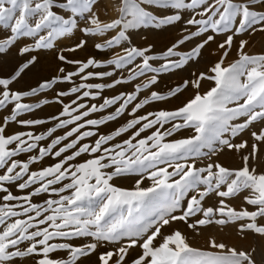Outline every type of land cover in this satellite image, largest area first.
I'll return each instance as SVG.
<instances>
[{"label":"snow or ice","instance_id":"obj_1","mask_svg":"<svg viewBox=\"0 0 264 264\" xmlns=\"http://www.w3.org/2000/svg\"><path fill=\"white\" fill-rule=\"evenodd\" d=\"M99 3L0 0V33H9L0 55L29 40L17 50L27 59L0 76V264H257L255 249L214 238L194 247L178 225L202 234L233 224L242 239L264 237V53L249 54L240 40L225 65L236 36L264 32V0H122L110 22ZM176 24L179 38L159 52L131 41L130 30ZM77 31L86 39L57 48ZM219 35L221 57L207 72L158 90L162 74L198 62ZM89 39L105 59L64 54ZM42 50L56 52L57 75L14 88ZM203 81L212 86L201 92ZM189 87L194 95L181 106L151 108ZM53 105L57 113L32 118ZM13 124L24 130L9 132ZM225 153L240 166L221 163ZM128 178L131 188L117 183Z\"/></svg>","mask_w":264,"mask_h":264},{"label":"rangeland","instance_id":"obj_2","mask_svg":"<svg viewBox=\"0 0 264 264\" xmlns=\"http://www.w3.org/2000/svg\"><path fill=\"white\" fill-rule=\"evenodd\" d=\"M122 6V0H100V3L96 5V11L99 14L101 21L110 22L114 18H118L120 15V8ZM181 24H176L172 27H166L162 29H153L149 28H140L136 30H130V38L134 45L137 46H147L149 44L155 46V50L159 52L161 49L170 45L176 39L179 38V32L181 29ZM9 33L3 32L0 35L7 36ZM109 37L111 34H108ZM225 35H219L216 37V42L211 43L203 50V55L196 63H190L184 69L177 70L171 73L162 74L159 79V83L156 86L159 91L165 92L167 89L173 87L174 85L181 84L186 79H191L193 73L207 72L209 67H211L215 62H217L221 57V50H218V43L222 42L225 39ZM80 39H86V37L82 36V34L77 31L75 34L68 38H62L61 41L58 42L57 48L64 49L68 46L74 45ZM240 40H247L248 44L245 47V51L249 54H258L264 53V32H256L251 35L242 34L236 36L234 38V45L230 50V54L227 58H225V65L233 62L237 58V47ZM28 39H22L16 46H14L7 54L0 55V76H8L12 70L16 67L17 64L20 63L22 59H27V57L21 58L17 55V50L23 44L28 43ZM116 52H119L120 49H115ZM34 55H38V63L33 67L30 71H28L18 83L13 85L14 88L20 90H26L30 86H35L38 81L43 79H48L57 75V68L61 66L60 62L56 59V52L53 50H42L38 53H33ZM70 59H79L83 60L88 56H96L98 59H105L108 56V53H101L99 51H95L92 47V41L89 39L88 45L85 49L77 51L74 54H70L65 51L64 53ZM211 82L203 81L201 92L207 90L211 87ZM60 87L66 88L67 85H60ZM125 90V89H117V91ZM127 90H131L130 86ZM113 94L110 90L105 92V95ZM51 95V93H49ZM194 95V89L189 87L182 94L178 95L175 98L170 99L167 102H161L158 104H154L151 108H167L173 109L181 106L183 103L187 102ZM59 105H53L43 108V110L38 111L35 114V117L32 118H45L50 115H53L59 111ZM150 110V109H146ZM3 113L0 112V116ZM22 118H29L27 115ZM117 123H123V120L118 121ZM116 124H110L106 127L100 128L101 133H107L112 128H114ZM44 127H47L44 126ZM24 129L12 125L9 127L8 131H22ZM43 129L41 127H37L35 131L39 132ZM59 134V130L58 133ZM187 133H182V135H186ZM245 139H249V143L251 144V139L248 137V134L245 133ZM238 142V141H237ZM221 163L230 167H239L240 166V157L234 153H225L219 157ZM53 163L52 160H45L44 165ZM43 165H37L36 167H40ZM257 166L264 170V146H261V157L260 160L257 161ZM117 183L121 187L131 188L134 186V178H128L123 180H118ZM150 181L145 180V186L150 185ZM208 204L215 203V197H212L207 201ZM230 204L240 207L239 200H231ZM264 223V221H262ZM174 227H176L174 225ZM181 230L185 231L189 237V242L194 247H207L206 241L208 239H216L217 241H222L230 246H235L241 248L243 250H251L255 249L254 258L257 264H264V237L259 235H253L252 233L246 234V238H241L240 234L235 225L228 224L224 226L215 225L206 227L201 230L202 234H195L191 230L185 228L183 224L178 225ZM261 247L263 253L257 255L256 248ZM104 248H101L99 251H104ZM138 251V250H137ZM92 260H95V256L92 257ZM85 264H90L89 261H85Z\"/></svg>","mask_w":264,"mask_h":264},{"label":"bare ground","instance_id":"obj_3","mask_svg":"<svg viewBox=\"0 0 264 264\" xmlns=\"http://www.w3.org/2000/svg\"><path fill=\"white\" fill-rule=\"evenodd\" d=\"M263 249L260 247H257L256 248V252H257V255H259L260 253L262 254L263 253V251H262Z\"/></svg>","mask_w":264,"mask_h":264}]
</instances>
